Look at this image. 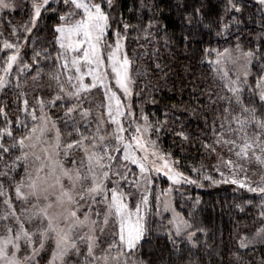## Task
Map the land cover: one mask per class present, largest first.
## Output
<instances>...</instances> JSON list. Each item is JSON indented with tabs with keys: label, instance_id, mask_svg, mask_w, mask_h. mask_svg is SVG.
<instances>
[{
	"label": "snow or ice",
	"instance_id": "obj_1",
	"mask_svg": "<svg viewBox=\"0 0 264 264\" xmlns=\"http://www.w3.org/2000/svg\"><path fill=\"white\" fill-rule=\"evenodd\" d=\"M105 3L112 7V0H60V7L67 11L59 14L50 0H31V15L26 24L17 27L0 18V23L10 29L9 38H4L0 47V53L4 54L0 56V91L11 87L17 90V100H22L23 105L22 108L18 105V109L25 117L23 121L16 117L14 122L0 108L6 124L0 128V264H43L48 250L51 255L47 264H150L139 258V251L150 231L148 218L153 212L146 194H141L134 212L125 202L126 197L133 196V192L124 190L125 186L138 189L140 185L139 181L128 180L133 175L128 165L138 167L145 185L150 182L148 177L153 171H163L174 184L183 179L187 184L202 186L198 180L174 171L172 165L178 161L170 164L171 153H162L157 141L151 139L153 133L158 136L168 125L169 114H164L163 121L153 123L141 109L137 119L131 104L133 62L122 43L127 39L130 25L123 23L124 35L117 27L112 32L113 41L109 42L107 35L113 18L104 10ZM259 3L264 5V0ZM10 7L7 0H0V9ZM49 10L56 12L60 21L53 29V43L58 45L55 57L48 49L37 51L38 41L33 38L39 20ZM241 11L235 0H225L222 15L216 22L220 28L217 34H223L230 27L231 21L223 22L225 16ZM194 18L203 27H209L203 24L199 8L188 13L184 19L189 31L182 37L186 47L196 40L191 31ZM152 27L150 21L145 30L150 33ZM3 35L0 31V37ZM29 43L33 45L31 63L25 62L21 54ZM167 43L165 40V46ZM233 51L235 57H232ZM258 52L259 45L256 50L244 51L237 41L234 50L226 48L223 53L217 52L215 61H208L223 85V94L214 90L205 93L212 119L211 122L204 120L206 135L201 146L207 154L217 157L214 168L221 180L215 181L211 175L202 179L239 185L264 201V186H254L246 167L252 163L264 167V75L258 77L255 87L248 80ZM221 57L225 63L229 58L234 65L241 63L244 70L233 78L220 67ZM259 58L264 60V55ZM49 59L57 66L47 74L49 81L55 82L57 94L46 100L36 95L44 88L36 87L34 103L30 106L27 82L25 90H21V73L31 69L34 73H29L31 82L39 85L45 75L41 65ZM154 71L165 70L157 63ZM261 72L264 73V67ZM113 79L116 90H113ZM98 88H103L106 103L100 106L93 121L92 108L85 105L91 103L88 97ZM58 106L63 112L53 119L47 109ZM200 111H205V107L201 106ZM125 117L129 118L127 127ZM171 119L179 118L172 114ZM14 126L23 133L19 137L14 135ZM109 126H114L111 132H107ZM125 134H130L127 143ZM175 134L188 140L182 128ZM133 148L141 155L134 154ZM217 149L227 151L229 158L225 159ZM221 168L228 170L232 178L225 176ZM202 170L193 169L198 176ZM240 175L243 179L236 178ZM260 185H264V176ZM156 199L155 215L172 213L166 235L173 253L179 256L182 246L197 249V233H207L198 226L194 210L185 218L168 203L161 210L159 197ZM260 207L264 224V202ZM236 244L238 249L254 256L257 246L264 247V226L250 236L237 233ZM185 264L199 262L188 259ZM230 264H264V257L246 261L234 252Z\"/></svg>",
	"mask_w": 264,
	"mask_h": 264
},
{
	"label": "trees",
	"instance_id": "obj_2",
	"mask_svg": "<svg viewBox=\"0 0 264 264\" xmlns=\"http://www.w3.org/2000/svg\"><path fill=\"white\" fill-rule=\"evenodd\" d=\"M235 2L241 6L242 11L224 17L223 22L231 21V24L228 31L221 35L217 34L220 28L216 22L222 15L225 0H112L111 8L104 4L106 12L113 18L112 29L107 35L109 42L113 41L112 32L117 27L124 35L123 23L130 25L126 32L127 39L123 44L133 62L131 104L137 118L140 117L141 109L153 123L157 120L163 121L164 114H169L168 125L158 136L153 133L151 139L157 141L162 153L170 152V158L178 161L175 166L179 172L198 180L202 185L187 184L180 190L173 191L175 209L185 218L189 211L194 210L198 226L206 230V235L197 233L198 248L191 250L187 246H182L181 254L176 256L166 235L168 215L157 216L152 210L153 215L148 218L150 231L139 251V258L150 264H185L188 259L198 260L199 264H230L234 252H238L246 261L264 257V247L257 246L253 256L249 251L238 249L236 244L237 233L250 236L264 226L259 215L262 203L260 196L231 183H212L202 179L203 176L211 175L213 180H221L214 168L217 157L207 154L201 146L206 135L204 120L211 122L212 119V110L207 107L205 93L214 90L223 94V85L214 75V69L208 61H214L217 52L235 47L239 41L244 51L256 50L259 45L257 58L252 61L250 68L251 86L254 87V83L262 74L261 68L264 67V60L259 58L264 55V5H261L259 0ZM52 7L57 8L59 14L64 12L60 4ZM194 8L200 9L203 24L209 27H203L194 18L191 31L196 40L186 47L182 37L189 28L184 18ZM27 13L26 5L23 3L11 11L1 10L0 18L4 22L11 21L13 25L20 27L28 21ZM150 21L153 27L149 33L145 29ZM58 23L60 21L56 12L49 10L43 13L33 37L38 41L35 46L37 51L48 49L55 57L57 45L53 43V29ZM0 31L4 33L3 37H0L2 47L3 39L10 36V29L6 24L0 23ZM165 40L168 42L167 46ZM32 47L33 45L29 43L27 48L22 50V56L27 63H31ZM205 49L216 51L206 53ZM3 55L0 53V56ZM157 63L164 68V72L154 71ZM56 67L51 59L41 65L45 73L40 80L41 84L44 86L48 84L47 74L55 71ZM29 73L34 74L31 69L21 73V90H25V83L31 80ZM33 88V84H30L26 89L30 106L34 103L31 94ZM17 97L18 92L14 87L0 91V108H4L8 118L14 122L16 117L21 121L25 119L22 111L18 109V105L20 108L23 106L22 100L18 101ZM201 106L205 107V111H200ZM55 110L51 112L53 118L58 117ZM172 114L179 119L173 121ZM5 126L4 114L0 113V128ZM181 128L188 136V140L176 136L175 133ZM13 132L17 137L23 134L15 126ZM217 151L224 152L221 149ZM200 168L203 170L198 176L193 169ZM19 171L23 175V170ZM167 185L165 178L153 179V202L157 186L163 188Z\"/></svg>",
	"mask_w": 264,
	"mask_h": 264
},
{
	"label": "rangeland",
	"instance_id": "obj_3",
	"mask_svg": "<svg viewBox=\"0 0 264 264\" xmlns=\"http://www.w3.org/2000/svg\"><path fill=\"white\" fill-rule=\"evenodd\" d=\"M7 2L9 4H11L12 7L6 8L4 10H10V11L11 10H14L15 8H19L21 6V4L24 3L26 5V9H27V12H28L27 13L28 14V20H29L30 15H31V8L29 6L30 3H31V0H7ZM50 3H51V5H58V4H60V0H50ZM1 10H3V9H0V12H1ZM104 10H105V8H104ZM66 11H67V9L64 8V12L62 14H64ZM77 18H79V17H77ZM27 22L28 21H26L25 23L21 24V26L24 25V24H26ZM122 43H123V41H122ZM57 48H58V45H57ZM224 49H226V48H224ZM224 49L220 50L219 53H223ZM227 49H233L234 50L235 47H228ZM235 55H236V53L233 51L232 57H235ZM216 59H217V56L215 57L214 61ZM220 67L222 69L227 70L229 72V75H231L233 78H235V75H236L237 72H242L244 70L241 63H237V64L234 65L231 62V58H229L228 62L225 63L224 62V58L221 57V65H220ZM13 75L15 77V66H14ZM261 75H264V73H262ZM63 78L64 77L61 76V79H63ZM248 80H249V77H248ZM87 82H90V78H87ZM111 82H112L113 90H116L114 79ZM47 83L48 84L46 86H44L43 84H41V81H40L39 82V85H33V87L34 88H36V87H43L44 88V91L37 92L36 95H42L46 100H49L54 95L57 94V90H56V85H55V82L54 81H48ZM30 84H32V82H31V80H28L27 81V87H29ZM50 84H51V87H48V85H50ZM255 84H256V82L254 83V87H255ZM34 88L32 89L31 94H33ZM118 95H120V93H118ZM132 96H133V94H132ZM132 96H131V101H132ZM121 98H122V100H125L126 101V98H124L123 96H121ZM88 99H89V101L91 103L88 104V105H85V107H91L92 108V117L91 118L94 121L96 115L98 114V112L100 110V106L106 103V101L104 100V90H103V88L94 89L92 91V93L89 95ZM54 110L57 112L58 116H60L62 114V112H63V108L62 107H58V108H54V109H47V111H49L50 114ZM52 118H53V116H52ZM53 119H55V118H53ZM124 119H125V127H127L128 126L127 125V120L129 118L128 117H125ZM94 127H95V124L93 123V128ZM112 127H114V126H109L107 128V132H111L112 131ZM125 135H126L125 142L127 143V142H129L128 139H127V136L130 135V134H125ZM132 143L134 144V142H132ZM131 151L134 154H136V155H141V153L137 149H135V148L131 149ZM219 153L222 154L225 159H228L229 158V154L227 153V151H224L222 153L219 152ZM121 156H122V153H121ZM233 159H234V157H233ZM171 161H173V160L170 158V164H171ZM217 164H218V160L216 158V165ZM128 166L132 169V172H133V175H129L128 176V180L129 181H139L140 182V185H139V188L138 189H136L135 187L128 188L127 186H125V189H124L126 192H128V191L133 192V196L131 198L126 197V199H125V202L128 203L129 208L133 212L135 211L136 204L141 199V194L142 193L148 195L149 205H150L151 209L154 212L156 211L155 205L157 204V199H156L157 197H159V203H160L161 210H163L164 203H168L169 205H171L172 207H174V203H173V191L180 190V188L182 186L187 185V183H185L183 181V179H181V182L179 184H174L173 181H169L167 179V177L164 176L163 171H161L160 173H156L155 171H153L151 173V175L148 177V179H149L150 182L147 185H145L143 183V178L141 177V175L139 173L138 167L135 166V165H131V164H129ZM172 167L174 168V171L179 172L178 169H177V167L175 165H172ZM246 167L248 168V173H247L248 174V177L254 183V186H264V185H260V179H261L262 176H264V167L258 166L255 163H252L250 165H246ZM220 170L225 173V176H228L229 178H232L231 177V174H230V172L228 170H226L225 168H221ZM161 177L162 178H165L167 180L168 185L165 186V187H163V188L160 187V186H157L156 193H155L156 196H155V198H154L155 200L153 202L152 201L153 200L152 194L154 193L153 188H152V186H153V179L154 178H161ZM236 178L237 179H243V176L240 175V176H237ZM237 186L239 187V185H237ZM145 189H146V191H145ZM261 200H262V198H261ZM262 202H264V201H262ZM17 206L19 207V205H17ZM261 211H262V209H261ZM176 212H178V211L176 210ZM162 215H168V217H169L168 219H170L172 213H171V211L162 212ZM50 255H51V252H50V250H48L47 257L45 258L43 264H47V259L50 258Z\"/></svg>",
	"mask_w": 264,
	"mask_h": 264
}]
</instances>
